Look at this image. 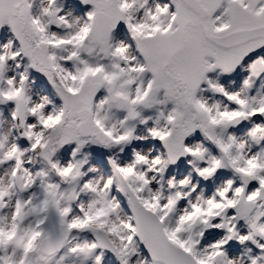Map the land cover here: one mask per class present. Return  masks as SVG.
<instances>
[{"label": "snow or ice", "instance_id": "obj_1", "mask_svg": "<svg viewBox=\"0 0 264 264\" xmlns=\"http://www.w3.org/2000/svg\"><path fill=\"white\" fill-rule=\"evenodd\" d=\"M113 262L264 264V0H0V264Z\"/></svg>", "mask_w": 264, "mask_h": 264}, {"label": "rangeland", "instance_id": "obj_2", "mask_svg": "<svg viewBox=\"0 0 264 264\" xmlns=\"http://www.w3.org/2000/svg\"><path fill=\"white\" fill-rule=\"evenodd\" d=\"M38 86L41 87V88L45 87V85L43 84L42 81L40 82V84ZM4 127H7V125H5ZM102 156H103L102 154L98 153V161L97 162L101 163L103 165L104 172L108 173V171H109L108 166L106 165V163H104ZM185 174H187V169L184 167V165H181V167H180V177H178V178H181ZM223 175H226V174H223ZM208 187H209V190H210L211 186L209 185ZM113 264H114V262H113Z\"/></svg>", "mask_w": 264, "mask_h": 264}, {"label": "trees", "instance_id": "obj_3", "mask_svg": "<svg viewBox=\"0 0 264 264\" xmlns=\"http://www.w3.org/2000/svg\"><path fill=\"white\" fill-rule=\"evenodd\" d=\"M103 157V156H102Z\"/></svg>", "mask_w": 264, "mask_h": 264}]
</instances>
